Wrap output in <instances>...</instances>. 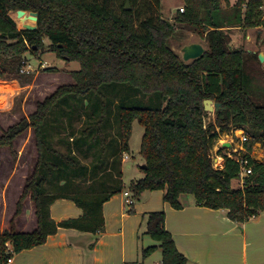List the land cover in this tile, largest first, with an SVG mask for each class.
Instances as JSON below:
<instances>
[{"label": "trees", "instance_id": "16d2710c", "mask_svg": "<svg viewBox=\"0 0 264 264\" xmlns=\"http://www.w3.org/2000/svg\"><path fill=\"white\" fill-rule=\"evenodd\" d=\"M148 1V15L136 32L130 8L137 0H124V18L93 0H0V80L17 75L24 54L42 50L44 38L57 57L80 63V69L71 72L72 83L38 104L28 121L0 136V147H9L31 127L38 152L9 229L0 233V264L44 244L58 228L95 236L103 232L102 206L124 189L121 161L129 151L134 119L144 128V177L130 185L135 196L161 190L163 201L180 210V196L192 195L200 207L226 210L235 223L264 213V160L250 156L254 144L264 148V104L254 100L245 71L247 60H258V54L228 46L231 29L264 27V0H237L232 6L224 0L226 8L222 0H182L183 12H177L174 22L208 45L190 63L169 45L176 26L159 15L160 0ZM126 2L129 10L124 9ZM17 10L37 14L34 30L17 29L9 16ZM17 19L21 27L34 23ZM205 99L221 106L216 123L204 124ZM229 125L247 137L242 156L251 174L238 188L231 186L239 174L236 154L221 155V168H215L211 158L216 139ZM28 192L37 226L30 233L17 232L14 219ZM58 199L72 201L82 215L55 223L50 206ZM164 222L163 211L147 215L146 234L159 243L161 264H188ZM155 249L143 250L142 257Z\"/></svg>", "mask_w": 264, "mask_h": 264}, {"label": "rangeland", "instance_id": "374dc122", "mask_svg": "<svg viewBox=\"0 0 264 264\" xmlns=\"http://www.w3.org/2000/svg\"><path fill=\"white\" fill-rule=\"evenodd\" d=\"M97 3H105L109 9L118 17L124 18L121 9L124 0H93ZM237 0L232 1V5ZM247 1V0H246ZM161 7H159V15L169 20L176 26L175 35L169 40L171 49L182 58L181 49L189 44H200L206 51L208 45L204 38L199 37L194 32H191L186 26L178 25L174 22V18L180 8H184L182 0H160ZM231 6V2L228 0ZM223 8L227 7L224 0L221 1ZM150 8L148 0H137L133 10L134 12L133 25L136 32H138V25L141 20L148 15ZM180 12V11H179ZM29 13V12H27ZM154 13H156L154 11ZM9 16L16 23L17 29L21 30L22 27L18 24L16 12H10ZM35 25V22L33 24ZM229 49L230 50H244L254 52L256 54H264V27L250 29H231L229 31ZM44 48L38 52L28 50L23 56L24 66L21 71L15 76H8L0 80V136L6 132L10 127L19 124L22 120L28 121L29 116L33 114L38 104L44 102L45 99L50 97L59 87L72 83L71 72L80 69V63L77 61H66L56 56L49 48V41L44 38ZM187 61L185 63H190ZM245 71L248 74L251 82V91L254 93V100L258 103L264 104V63L256 59H248L245 65ZM256 91V92H255ZM216 111L205 112L204 124L216 123ZM75 127H80L76 124ZM144 128L137 119L132 122V131L129 139V151L122 156L127 155L128 158L123 160L121 170L123 173L122 184L123 187H129L133 180L141 178L142 171L139 167L143 165V158L140 154L141 139ZM241 130L236 134L240 135ZM235 134V127L229 125L228 131L220 133L219 137L214 143L211 152L212 163L214 167L223 165L221 155L228 154L229 150L232 153L235 150L240 151L239 139ZM230 144V149L223 146ZM221 151L218 152L219 148ZM37 147L33 129L28 127L18 137L11 141L10 146L0 147V228L9 225L10 220L16 210L17 202L23 193L27 180L30 178L34 166L37 161ZM250 156L255 161L264 160V148L260 144H254L250 152ZM233 188H238L236 180L231 182ZM156 191H144L143 196L145 204L143 210L150 206L152 197L156 195ZM147 197V198H146ZM185 198H191L190 195H185ZM142 202V200H140ZM20 213L14 219L21 217L23 213L29 214L31 209L34 208L30 200V194L27 193L25 199L21 202ZM151 213V212H150ZM145 220H147V213H142ZM149 214V213H148ZM143 231H146V224L144 223ZM225 226L221 227L215 236L205 233L199 238L200 243L209 249L216 250L218 257L203 258L202 264H243V243L239 239L234 247H227L225 241L228 235L221 233L226 231ZM2 233V232H1ZM147 235V234H146ZM150 238V236H148ZM143 237L144 244H141L139 249L140 264H154L160 262L159 250L156 249L146 257H142V251L155 244L156 241L151 238ZM142 239V240H143ZM149 239V243H146ZM136 241H139L136 236ZM153 247V246H151ZM254 246L249 244L246 246L248 257L252 256ZM230 250V251H229ZM138 252V253H139ZM227 252L233 254L232 262H225ZM158 263V264H159ZM199 264V263H198Z\"/></svg>", "mask_w": 264, "mask_h": 264}, {"label": "crops", "instance_id": "0c3cea01", "mask_svg": "<svg viewBox=\"0 0 264 264\" xmlns=\"http://www.w3.org/2000/svg\"><path fill=\"white\" fill-rule=\"evenodd\" d=\"M229 1L232 6L233 0ZM111 137L115 136L112 134ZM127 158V155L122 156L121 165ZM140 172L143 178L144 174ZM135 181L137 180L131 183ZM156 192L149 208L143 210V192L135 196L130 186L124 187L120 194L114 195L103 204L104 230L99 235L58 228L54 235L47 237L44 244L13 255L7 264H140V245L145 242L143 237L149 238L146 231L142 232L144 223H147L142 213L146 212L148 215L157 211L165 213V229L171 234L178 252L186 257L188 264H202L205 257H218L216 250L203 246L199 238L205 233L215 236L223 226L227 230L221 234L229 236L225 241L227 247H234L239 239L243 243V264H264V213L259 212L244 223H235L227 218L226 210L200 207L192 195V199L181 195L179 201L182 209L175 210L163 201V191ZM127 200H131L132 204L129 205ZM81 215L82 210L67 199H58L50 206V216L55 223L76 219ZM36 226L34 208L29 214L23 213L15 220L17 232L30 233ZM8 229L9 225L6 224L0 228V233ZM136 236L139 241H136ZM149 239L146 243L150 242ZM249 244L254 246L250 258L246 252V246ZM151 246L158 247L159 243ZM151 246L149 244L148 247ZM157 252L161 262L160 249ZM232 258L233 254L227 252L225 262L231 263Z\"/></svg>", "mask_w": 264, "mask_h": 264}, {"label": "water", "instance_id": "95a60500", "mask_svg": "<svg viewBox=\"0 0 264 264\" xmlns=\"http://www.w3.org/2000/svg\"><path fill=\"white\" fill-rule=\"evenodd\" d=\"M124 9L129 10V3L128 2H126ZM26 14H28V16H26ZM16 17L17 18H23V20L29 18L35 22V25H33V26L23 24L22 29L34 30L36 28V22H37V14L36 13H34V12L27 13L26 11H23V10H17L16 11ZM181 52H182V60L184 62H187V61H193V60L199 58L200 56H202L204 54L205 50L202 47V45L194 43V44H189V45L184 46L181 49ZM248 52H250V51H248ZM252 53H254V52H252ZM257 58H258L259 62L264 63V54L259 53L257 55ZM203 107H204L205 112H207V111L213 112V111H217L221 106L219 103H214L211 99H205L203 101ZM223 146L228 148V147H230V144L226 143Z\"/></svg>", "mask_w": 264, "mask_h": 264}, {"label": "built area", "instance_id": "2783aa9c", "mask_svg": "<svg viewBox=\"0 0 264 264\" xmlns=\"http://www.w3.org/2000/svg\"><path fill=\"white\" fill-rule=\"evenodd\" d=\"M179 11L182 13L183 12V8H180ZM237 131L240 130H235V134L237 133ZM242 133H239L240 135L236 134V136L239 139V143H240V151L235 150V152H231L233 150H229V153L227 154L229 157H234L233 154L235 153L236 156L234 157L235 161L237 162L238 166H239V174H238V179H237V183L239 186H242L244 184V178L249 176L251 174V168L248 165V161L247 159L244 158V156H242L245 153L244 148L242 147L243 143H245L247 141V137L246 135L243 133V131H241ZM223 147V145H222ZM231 148V147H230ZM228 148V149H230ZM242 152V153H239ZM222 165H219L218 167L215 168H221ZM127 203L129 205L132 204L131 200H127ZM5 247L8 249L9 253H12L11 251V247L10 245L7 243L5 244ZM12 259V258H11ZM11 259L7 260V263L10 262Z\"/></svg>", "mask_w": 264, "mask_h": 264}]
</instances>
